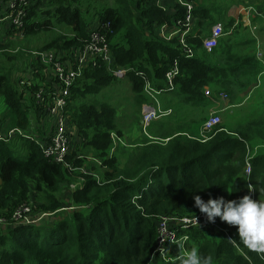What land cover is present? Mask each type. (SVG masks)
Returning <instances> with one entry per match:
<instances>
[{"label":"trees","instance_id":"obj_1","mask_svg":"<svg viewBox=\"0 0 264 264\" xmlns=\"http://www.w3.org/2000/svg\"><path fill=\"white\" fill-rule=\"evenodd\" d=\"M84 1L34 2L28 10L24 39L52 32L58 26H64L71 33L62 32L33 52L67 54L89 39L95 25L109 22V44L115 60L113 70L128 71L126 78L137 96L142 98L145 94L147 97L146 80L156 89H163L167 72L172 63L179 60L180 76L172 93L185 101L195 124L191 132H186L188 134L161 131L158 136H146L135 143L127 141L138 146L126 150L123 128L116 124L117 108L110 103H98L102 91L109 89L118 77L105 67L87 69L72 88L69 124L77 127L78 141L95 150L94 157L101 161L102 170L98 174L91 167L96 174L87 176L83 187L73 194V202L84 209L69 212L67 216L69 213H62L64 206L59 195L62 188L72 183L71 173L61 165L50 163L35 137L30 140L17 135L0 141V218L12 224L4 230L0 224V264H164L156 253L158 219L201 214L194 206L193 195H200L205 201L210 197L234 200L252 196L253 192L255 200H264V155L253 156L250 160L252 174L250 177L245 174L246 161L254 146L252 142L256 139L264 142V59L258 58L256 39L243 34L235 36L238 18L229 11L224 25L221 22L213 25L221 24L226 36L233 35L225 48L219 49L225 35L212 52L203 48L201 31L200 37H191L188 42L197 54L188 59L182 54L177 38L166 42L159 37V26L166 22L174 26L183 16L184 9L173 1L166 3L167 11H163L153 0H116V7L101 9L94 15H90L93 4L84 5ZM127 1L134 4H124ZM191 1L197 6L194 11L197 19L211 17L209 8H200L207 1ZM231 8L237 12L236 6ZM0 27L8 39L0 40V53L6 55H1L0 59H8L0 60V94L9 111V116L2 120L6 121L5 126L1 122L0 128L3 133L18 128L33 137L28 134L33 124L31 116L36 123L42 120L35 103L40 84L25 86L29 89L22 93L20 79L6 71L7 62L23 60L26 54H7L10 47H14L11 42H14L15 28L9 21ZM210 34L211 30L206 37ZM241 43L253 48L250 54L244 55L236 48ZM199 50L203 51L202 55ZM28 67L39 71L41 82L45 80L42 74L45 66L40 60L31 55ZM13 69L16 68L11 65V71ZM242 77L247 78L245 84L239 83ZM257 79L263 80L257 103L238 111L240 114L249 112L248 116L233 117L236 124L221 126L224 131L207 143L195 139L198 137L196 126L207 120V108L217 101L218 91L230 90L236 84L243 92ZM209 90L211 97L206 95ZM226 94L233 98L232 92L226 91ZM194 107L200 110L195 111ZM31 109L33 112L29 113ZM182 114L181 111V117ZM142 119L141 114V122ZM141 126L143 128L142 123ZM41 138L47 137L42 133ZM19 140H24L21 148L27 153L26 161L16 157L14 146ZM123 158L130 161L129 168H122ZM69 160H74L73 155ZM74 162V166L79 167L84 161L75 159ZM33 192L46 198L40 211L55 213L56 220L14 226L13 211L20 204L30 203ZM216 223L218 227L211 231L200 227L187 232L202 258H211V264H264V253L251 251L240 243L236 226L222 222L219 217ZM209 232L213 233L206 234ZM190 246L191 243L188 248ZM180 254L182 250L172 245L168 253L172 259L170 264H179Z\"/></svg>","mask_w":264,"mask_h":264},{"label":"built area","instance_id":"obj_2","mask_svg":"<svg viewBox=\"0 0 264 264\" xmlns=\"http://www.w3.org/2000/svg\"><path fill=\"white\" fill-rule=\"evenodd\" d=\"M37 1L40 0H3L6 12V18L3 20L9 21L11 26L15 28L13 38H24L28 10L30 6ZM153 1L155 6L163 11H167L165 4L170 1H173L174 4L184 9L183 16L177 20L174 26H170V24L166 22L158 27L159 37L166 42H171L174 38H177L182 54L188 59L194 58L197 51L188 41L191 37L193 39L200 37V33L195 31L194 27L196 24V16L194 14L197 7L196 4L191 0ZM243 11H247L245 14L251 19V12L245 8L241 10L242 13ZM252 11H255V17H262L258 11ZM110 31L111 25L109 22H99L90 30L89 39L86 40L81 47L72 49L67 52V54L60 55L54 51L32 52L33 57L40 60L45 66L42 72L45 80L41 82V79H39L37 75L39 71L31 69H28L29 74L27 73L19 77L22 93H25V89H29L24 88L25 86L31 87L40 84V88L35 95V103L39 111L38 113L41 117L47 116L45 119L49 118L48 122L50 123V132L47 138L38 143L44 157L50 163L63 166L70 173L74 171V168L70 164L72 161L69 160V157L72 155H70V147L72 140L78 138L76 133L77 127L69 124L71 116L68 111L72 88L76 85L77 81L83 77L87 69H100L105 67L118 78L125 76L126 72H128L124 69L113 70L115 60L109 44ZM224 35V29L221 24L213 26L210 36L202 37L203 48L207 52H212V50L218 47L219 40ZM178 76H180V65L179 60L176 59L165 76L163 89H156L152 83L146 80L145 93L149 98L154 100L156 106L151 104H145L143 106L142 124L144 131L147 130L154 121L172 115V110H164L160 106L157 96L165 91L173 92L176 88V79ZM206 95L210 96V92L207 91ZM27 96L28 94L26 93V97ZM220 100L228 102L229 96L225 92H222L220 94ZM40 123L44 124V121L41 120ZM221 124L222 118L220 113L215 112L210 114L203 123L199 136L195 139L201 143L209 142L217 133L224 131V129L220 128ZM17 135H23L26 139L30 138V140H34V137H28L18 128L10 129L6 133H3L2 128H0V141L13 138ZM112 136L115 140L118 139L115 134ZM112 154L113 153H111V155ZM251 158L252 157L248 156L246 161L245 174L247 177H250L252 174ZM93 161L101 165L100 161L95 159ZM88 173L90 172L86 170V174ZM72 188L76 189L74 186ZM252 198L255 200L253 195ZM36 210V207L31 203L18 205L13 211V225L42 223L44 220L55 215V213L51 212L36 213ZM65 211L71 212L73 210H62V212ZM0 224L4 226L7 224V221L0 218ZM203 225H208V227L212 229L218 227L216 222H207L203 214L184 218L165 216L159 218L156 253L163 259L158 250H165L166 255L170 258L168 255L170 247L172 245H177L180 250H182V254H180L179 257L182 256L184 252L188 251V244L191 240L187 232ZM218 230H221V228ZM170 261H172L171 258Z\"/></svg>","mask_w":264,"mask_h":264},{"label":"rangeland","instance_id":"obj_3","mask_svg":"<svg viewBox=\"0 0 264 264\" xmlns=\"http://www.w3.org/2000/svg\"><path fill=\"white\" fill-rule=\"evenodd\" d=\"M205 1L207 2H205L203 6H200V8L201 9L203 7L209 8L211 10V17L209 19H204V18L202 19L199 17L197 24L200 27L201 36L203 38L206 37L209 34L212 26L216 24L217 22H221L224 25L228 21L227 15L229 11H231L232 16H234L236 19L238 18L237 21H239L235 24V29H234L235 36L243 34L246 38L256 39L257 43H256L255 49L258 46V50H256L257 54L259 55L258 58L259 60H263L264 59L263 51H260V50L261 49L264 50V37H262L264 36L263 35V32H264V22H263L264 21V0H205ZM88 2L93 4L92 10H91L92 13L90 15H94L99 10L104 9V8H107V7L114 8L117 6L116 0H85L83 4L85 5ZM124 4L132 6L134 4V1H127V2H124ZM233 6L237 7V12H236V9L231 8ZM44 8L42 10L46 9ZM243 8L251 12L252 18L250 21L245 14L247 11L246 12L243 11V13L241 12ZM252 10L258 11L262 15V17L256 18L254 15L255 11H252ZM243 14L244 16H242ZM239 17H241V19H239ZM98 19L99 18H96L95 20H98ZM199 22H201V26ZM62 32L71 33L64 26H58L56 27V30H53L52 32L49 31L48 33H42L36 37L30 36V37H26V39L14 37L13 39L14 42L10 41L14 47H10L11 50H9L7 54L11 56H19V54L17 53L20 52V53H25L26 56L23 60L18 59V60H12V61L7 62L6 71L10 74L14 73L13 77L15 78H19L22 75H26L29 69L28 67L29 58L32 55L33 50H38L39 48H42L45 45L49 44L57 35L61 34ZM231 38H233V35L232 37L225 35V37H223L220 40L221 43H220L219 49L225 48L226 44ZM1 40L6 41L8 39L4 38ZM4 41H1V42L4 43ZM238 45H236V48L240 50L241 53L244 55L250 54L251 50L253 49L252 47H248V45L244 43H241ZM14 50H16L17 52L14 53ZM198 53L202 55L203 51L199 50ZM1 55L6 57V55H4L3 53H0V56ZM0 60L6 61L8 59L3 58ZM25 62H28V63L25 64ZM213 62L214 61L212 60V63ZM11 65H14L16 69H13L11 71ZM16 70H19V71H16ZM127 73L128 72H126V74ZM126 74L125 76L118 78V80L109 89H105L104 91H102V95L99 97V100H98V103H104V102L110 103L115 108H117L118 115L116 118L118 119V122L116 124L119 128L121 127L123 128L124 136L128 135L127 133H142L143 134L142 138H145L146 136L152 137V136L158 135L161 131L165 130L170 125L182 126V127L185 126V121L181 119V111L184 114H189L185 101H183L181 97H179L177 94L165 91L161 95L157 96L159 104L163 109H164L163 106H165L166 108H172L175 111V113L168 117H164L157 121H154L150 125V127L144 131L141 126V114H142L143 106L145 104H151V105L156 106V103L154 102V100H152L148 96L146 97L145 94L142 95V98L137 96V94H135L132 89L131 82L129 81L128 78H126ZM262 81L263 80L261 79H257L251 88L243 92H240V89L238 88V86H236V84L230 90H227L224 88V90L218 91L219 93L217 95V102H220V94L222 92L226 93V91H228V92L233 93V98L229 96L230 101L228 104H234L236 102L238 104H241V103L243 104V106L241 107H237L236 109H231L227 111L226 113L220 114L222 118V126H229V127L234 126L236 124V121L233 120L232 118L235 116L241 117L239 116L240 114H237V112L244 110L248 108L249 106H253V104L257 103L256 101L260 96V87H261V84H263ZM246 82H247V78L242 77L239 83L245 84ZM210 107H213V106H210ZM193 109L197 111V110H200V107H194ZM208 110L210 109L208 108ZM31 112H33V109L29 111V113ZM8 116H9V111L6 107L4 97L0 94V123L3 122L4 126H5L6 121L5 120L2 121V120ZM31 117H32L33 124L31 126V129L28 131V134L30 136L35 137L36 140L42 141L41 134L44 133V136L47 137L50 132V123L48 122L49 118L45 119L47 116L42 117L44 124H41V123H36V119L33 118V116ZM194 124L195 123L192 124V129H193ZM129 137H131V135ZM23 143H24V140H19L17 142V145L14 147H16L15 149L16 157L21 161H26L27 153L24 149L21 148L23 147L22 146ZM252 144L254 146L251 147V151L249 152L248 156L252 157L254 154L260 155L262 151H260L259 148L264 146V142H262V140L260 139H256L255 141L252 142ZM95 153H96L95 150L91 148L89 144L85 145V143L79 142L78 138H74L72 140L71 147H70V155L71 154L73 155L74 160L70 164L74 168L73 173H71V175L73 176V180H72V183H70L68 186L62 188L61 194L59 195V199L64 206L63 210L69 209V210L75 211L78 209H84V206L76 205L73 202V194L79 188L83 187V185L86 183L87 176L96 174L92 171L93 169H91V167H94V169L96 170L98 174L102 170L101 169L102 166L100 165L94 166L96 163L93 160L94 159L99 160L94 157ZM75 159H78L79 162L84 161L82 166H79V167L74 166ZM86 161L88 163V166L86 165ZM124 161L125 162L122 163L123 165L122 168H129L130 161L128 162H126V160ZM86 170L88 172H91V174H86ZM73 186L76 189H73L72 188ZM29 202L33 206L36 207L37 209L36 213H39V212L42 213L43 211H40L41 210L40 208H42L46 204V198L43 195H39V197L37 195L35 199L33 200L31 199ZM69 212L70 211H65L62 213H69ZM62 213H59V214H62ZM69 215L70 213L67 214V216ZM55 216L56 215H54L52 218H55L56 220L57 217ZM52 218H49V219H52ZM10 226H12L11 223H7L3 226L2 229L3 230L8 229ZM14 226L16 225L14 224ZM200 227H203L204 230L211 231V228H209L208 225H203ZM212 233L213 232H209L206 234H212ZM190 243L192 246L188 248V251L195 248L198 252L197 246L193 244L192 241H190Z\"/></svg>","mask_w":264,"mask_h":264},{"label":"clouds","instance_id":"obj_4","mask_svg":"<svg viewBox=\"0 0 264 264\" xmlns=\"http://www.w3.org/2000/svg\"><path fill=\"white\" fill-rule=\"evenodd\" d=\"M194 206L203 214L206 221L215 223L219 217L222 222L236 226L240 243L251 251L264 253V200H254L251 195H244L234 200L209 198L193 195ZM230 241H232L230 239ZM164 264H170L165 250H158ZM179 264H211V258H202L195 248L177 258Z\"/></svg>","mask_w":264,"mask_h":264},{"label":"crops","instance_id":"obj_5","mask_svg":"<svg viewBox=\"0 0 264 264\" xmlns=\"http://www.w3.org/2000/svg\"><path fill=\"white\" fill-rule=\"evenodd\" d=\"M6 14V12H5V5H4V3H3V0H0V24H3L4 22H6L5 20H3V18H4V15ZM242 16H244V14L242 15ZM247 16V15H246ZM248 17V16H247ZM252 18V17H251ZM256 18H261V17H256ZM248 19H249V17H248ZM251 19H249V21H250ZM197 21H198V19H197V16H196V24H195V31H198L199 33H200V27H199V25L197 24ZM264 22V21H263ZM196 28H197V30H196ZM211 30V29H210ZM2 33V34H1ZM210 33V32H209ZM4 33H3V29L1 28V30H0V40L1 39H4L5 38V35H3ZM263 35H264V32H263ZM262 37H264V36H262ZM260 51H263V57H264V50H260ZM259 56V55H258ZM260 56H261V54H260ZM207 89H210V88H207ZM209 92H210V96H207V97H211L212 96V92L209 90ZM229 101H230V98H229ZM229 101L227 102V101H221L220 100V102H217L216 100H215V103L214 104H211L210 106H213V107H208L210 110H208V108H207V112L206 113H210V114H212V113H215V112H218V113H220V114H222V113H226L227 111H229V110H231V109H236L237 107H241V106H243V104L241 103V104H238L237 102L236 103H234V104H228L229 103ZM164 107V110H172V114H174V110L172 109V108H166L165 106H163ZM248 113L249 112H246V113H241L240 114V112H237V114H240L239 116H241V117H245V116H248ZM210 114H208V117H209V115ZM181 119L182 120H184L185 121V126L184 127H182V126H172V125H170V126H168L165 130H163V131H166V132H168V133H186V132H191V130H192V124L191 123H193V120H192V117L189 115V114H182V117H181ZM142 123V122H141ZM143 125V124H142ZM202 126H203V123L200 125H198V126H196V129H197V131H196V134H197V132H198V136H199V132H200V130H201V128H202ZM221 126H222V124H221ZM144 130V129H143ZM128 135H125L124 136V143H125V148H126V150H129L130 148H136L138 145L137 144H133V143H135V142H137V140H143V134L142 133H127ZM186 134H188V133H186ZM131 135V137H129ZM159 135V134H158ZM158 135H155V136H158ZM127 141H132L133 143L132 144H128L127 143ZM121 147H123L124 148V146H121ZM257 148V147H256ZM255 148V149H256ZM260 149V151H262L261 153H260V155H264V146H262L261 148H259ZM253 156H255V154L253 155ZM252 156V157H253ZM98 161H100V160H98ZM101 162V161H100ZM123 162H125L124 161V158L122 159V163ZM127 162V161H126ZM102 165V164H101ZM100 165V166H101ZM93 166V165H92ZM123 166V165H122ZM88 174H90V173H88ZM37 197V193H35V192H33V194H32V197H31V199L33 200V199H35ZM52 218V217H51ZM49 219V218H48ZM48 219H46V220H44V221H47ZM53 219H55V218H52L51 220L53 221ZM50 220V221H51Z\"/></svg>","mask_w":264,"mask_h":264}]
</instances>
